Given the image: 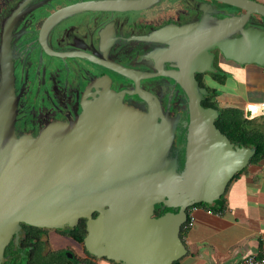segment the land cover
Instances as JSON below:
<instances>
[{
	"label": "water",
	"instance_id": "water-1",
	"mask_svg": "<svg viewBox=\"0 0 264 264\" xmlns=\"http://www.w3.org/2000/svg\"><path fill=\"white\" fill-rule=\"evenodd\" d=\"M156 1H85L60 9L49 20L87 9H144ZM214 1L241 12L201 3L200 10L207 8L215 15L212 25L165 26L161 36L148 38L168 44L165 57L178 58L175 69L162 73L172 77L186 96L187 133L180 173L175 158L167 157L173 124L161 114L157 121L153 111L126 104L122 93L105 87L76 118L51 124L38 137L17 138L12 67L4 43L0 51V264L20 222L63 229L80 218L86 219L84 243L91 255L121 264H172L184 254L180 231L187 207L210 206L219 200L255 151L232 143L216 127L217 111L201 105L206 90L196 87L194 72L214 70L208 52L214 47L224 59L264 65V4ZM109 66L132 76L120 65ZM252 111L248 107L245 116L252 117ZM157 204L174 211L156 216Z\"/></svg>",
	"mask_w": 264,
	"mask_h": 264
},
{
	"label": "flooded vegetation",
	"instance_id": "flooded-vegetation-1",
	"mask_svg": "<svg viewBox=\"0 0 264 264\" xmlns=\"http://www.w3.org/2000/svg\"><path fill=\"white\" fill-rule=\"evenodd\" d=\"M85 1L100 0H0V51L7 43L16 137L35 138L51 124L69 122L105 87L122 93L124 103L153 111L157 121L161 114L173 124L167 157L175 158L180 173L181 151L175 143L182 136L186 142V96L172 77L162 73L175 69L178 58L166 61L168 44L148 38L161 36L159 31L165 26H210L215 15L207 8L200 10L199 4L213 8L223 4L214 0H158L144 9H87L49 20L60 9ZM208 52L213 55L210 64L214 70L194 72L198 89L197 81L209 85L213 79L210 72H223L221 61L227 60L216 47ZM110 64L128 69L132 76ZM86 234L85 218L63 229L20 222V229L4 247L1 264H117L91 255L84 243Z\"/></svg>",
	"mask_w": 264,
	"mask_h": 264
},
{
	"label": "crops",
	"instance_id": "crops-1",
	"mask_svg": "<svg viewBox=\"0 0 264 264\" xmlns=\"http://www.w3.org/2000/svg\"><path fill=\"white\" fill-rule=\"evenodd\" d=\"M218 9L241 12L224 4ZM221 66L224 82L208 81L217 90L218 105L244 112L251 107L264 128V65L227 59ZM211 209L221 213H208L204 205L194 209L193 226L180 233L185 252L172 264H233L250 254L264 255V157L231 178Z\"/></svg>",
	"mask_w": 264,
	"mask_h": 264
},
{
	"label": "trees",
	"instance_id": "trees-1",
	"mask_svg": "<svg viewBox=\"0 0 264 264\" xmlns=\"http://www.w3.org/2000/svg\"><path fill=\"white\" fill-rule=\"evenodd\" d=\"M210 73L213 76V79L218 83L224 82L225 73H223L222 71L217 69L215 72ZM197 82L199 87L206 90L205 93L202 94V98L200 100L201 105L203 107H213L217 111V116L214 120L215 125H217L216 127L223 134H225L232 143L255 148V151L250 157L248 163H255L260 161L264 157L263 124L261 122H256L255 117H246L245 112L242 109L231 106H219L216 101V96L218 95L217 90L214 87L207 85L202 80H199ZM197 204L202 205L201 203ZM208 207L211 208L212 205ZM170 209L174 211L173 208L165 206L160 207L159 205H156L154 215L158 216L165 211H170ZM182 231L183 229L181 227L180 233Z\"/></svg>",
	"mask_w": 264,
	"mask_h": 264
},
{
	"label": "built area",
	"instance_id": "built-area-1",
	"mask_svg": "<svg viewBox=\"0 0 264 264\" xmlns=\"http://www.w3.org/2000/svg\"><path fill=\"white\" fill-rule=\"evenodd\" d=\"M200 206L199 204H193L190 205L189 207H187L186 212H187V219L186 221L182 224V229L186 230L188 228H190L191 226H193L194 224V215H193V211L196 207ZM206 211L208 213H221V210H217L214 211L211 208H209L208 206H206ZM233 264H264V255H254V254H250L247 255L239 260H237L236 262H234Z\"/></svg>",
	"mask_w": 264,
	"mask_h": 264
},
{
	"label": "rangeland",
	"instance_id": "rangeland-1",
	"mask_svg": "<svg viewBox=\"0 0 264 264\" xmlns=\"http://www.w3.org/2000/svg\"><path fill=\"white\" fill-rule=\"evenodd\" d=\"M184 138L182 136V139L179 137V140L175 143V147L178 150V152L181 151V157H180V162L181 164L184 163V153H185V142Z\"/></svg>",
	"mask_w": 264,
	"mask_h": 264
},
{
	"label": "bare ground",
	"instance_id": "bare-ground-1",
	"mask_svg": "<svg viewBox=\"0 0 264 264\" xmlns=\"http://www.w3.org/2000/svg\"><path fill=\"white\" fill-rule=\"evenodd\" d=\"M6 2V1H5ZM4 12V11H3ZM202 25L203 26H205V27H208L209 25H207V24H205V23H202ZM215 66V65H214ZM210 76H211V74H210ZM217 77V76H216ZM161 85V84H160ZM163 93V92H162ZM217 126V125H216ZM245 169V168H244ZM241 172V171H240ZM171 210V209H170Z\"/></svg>",
	"mask_w": 264,
	"mask_h": 264
}]
</instances>
